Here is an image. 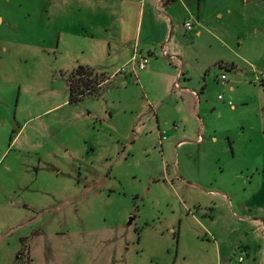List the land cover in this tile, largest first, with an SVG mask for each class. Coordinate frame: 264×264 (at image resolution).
<instances>
[{"label": "rangeland", "instance_id": "1", "mask_svg": "<svg viewBox=\"0 0 264 264\" xmlns=\"http://www.w3.org/2000/svg\"><path fill=\"white\" fill-rule=\"evenodd\" d=\"M67 1L0 0V264H264V0L172 1L181 61L157 44L77 102L78 65L129 61L121 14L133 47L170 29L147 0H114L112 28Z\"/></svg>", "mask_w": 264, "mask_h": 264}, {"label": "crops", "instance_id": "2", "mask_svg": "<svg viewBox=\"0 0 264 264\" xmlns=\"http://www.w3.org/2000/svg\"><path fill=\"white\" fill-rule=\"evenodd\" d=\"M68 1H70V0H68ZM118 1H121V3H123V7L125 6L127 8L132 3H136V2H139V1H142V0H118ZM143 1H145V0H143ZM147 1H148V4H146L147 5L146 12L148 14L152 13V11H154V10H155V13L157 12V13L161 14V15L158 16V18H160L158 22L161 24L162 31H165L166 32V30H167V24H169V29L170 30H169V33H168L167 37L165 38L166 40L164 39V35L163 34L160 35V37H158L156 35V30H154L153 31V37L151 39H149L147 41H142V44L140 46H138V47L135 46V45L133 47V44L131 45L130 42H132V40L134 38L132 39V38H129L128 37V27H127V19H128V17H127V14L126 15L125 14H121L120 21H119V24H118V29H117L120 32V34L118 36V42L121 44V46H119V47L125 48V50L127 52L131 51L130 52L131 55L128 57L129 60L131 59V57L133 56V54L135 52L137 54L144 55L143 52L145 51V53L147 52L146 53L147 55H145V56H148L149 61H150V59L152 57H155L154 60H157L158 55L157 56L155 55V53L157 51H155L156 49L154 47H156V45L159 44V47H160L159 48L160 49L159 50V53L163 57L168 58V60L170 61V63H173V64H175L174 63L175 61H177V62L179 61L180 62L181 60H180V58L178 56H175L173 54L172 55L169 54L168 51H167V49H166L168 47V45L170 44V41H172L171 40L172 39L171 36H172L173 25H174L173 16L170 15V12H169L168 9H169V6H170V4H171L172 1L174 3H176L177 1L176 0H147ZM72 2H75V3H73V6L75 8H78V5L80 7V4L83 2V0H72ZM113 2H114V0H91V5L93 6L91 8V10L94 12V14H93L94 21L97 24H99L100 26H103L105 28H107V27L112 28V26H114V22L115 21H114L112 12H111L112 9H113ZM68 4H69V2H68ZM162 5H167L166 6V10L167 11L166 12H163V11L161 12L160 11V8L163 7ZM194 6L197 7V9L199 10V12H197L195 14H193V13H191V14H193V17L195 18V21L197 22L196 24L199 25L200 24L199 23L200 20H202V16H201V14H202V7L199 6L198 2H197V4L195 3ZM82 8H86V7H84V5H83ZM189 10H194V7L193 8H190ZM163 13L165 14V16H167L170 19L169 21H168V19H166V17H164ZM143 15H144V13L142 12L141 16L139 17V27H141V25H142ZM122 18L124 19V21H126L125 23L122 22ZM192 29H193V27H192ZM192 29H190V30H192ZM190 30H186V31H190ZM193 30H194V32L192 34V37H194V38L199 37L200 34H201L200 29L199 28H196L194 26V29ZM123 35L125 36L124 38H123ZM173 39L174 40L175 39H179L178 38V35L176 34ZM167 40H168V42L165 43ZM139 47H141V48L139 49ZM143 47H144V49H143ZM174 51H175V49H173V50L171 49V52H174ZM156 62L157 61L152 62V63L148 62L150 64L148 66L146 65L147 67H145L143 70L152 71L153 68H154L153 65ZM176 73H177V76L180 75V76H183V78H184V73H182V71H177ZM101 74H104V73H101ZM104 75H107V74H104ZM134 76L136 78V71L134 72ZM226 79H227V77H226ZM107 83L108 82L103 83L100 87H102L103 85H105ZM174 83H173V87H175L174 86ZM178 87H179V85H178ZM178 87H175V88H178ZM193 92H195V91H193ZM196 95L199 97V93H197ZM0 104H1V102H0ZM151 105H152L151 108L153 110L151 112H153V115H155V123H156L155 125H156L157 130H159V128H160V125H159V115H158V113L155 112L156 107H155L154 103L151 104ZM3 123L6 124L5 122H3ZM173 125L174 124H172V126ZM262 185L264 187V182H262Z\"/></svg>", "mask_w": 264, "mask_h": 264}, {"label": "trees", "instance_id": "3", "mask_svg": "<svg viewBox=\"0 0 264 264\" xmlns=\"http://www.w3.org/2000/svg\"><path fill=\"white\" fill-rule=\"evenodd\" d=\"M218 67H224L225 70H233V64L222 65L217 63ZM98 73H94L89 67L78 65L68 76L69 102H77L83 99L85 95H95L98 93L97 79ZM260 84L264 87V77Z\"/></svg>", "mask_w": 264, "mask_h": 264}, {"label": "built area", "instance_id": "4", "mask_svg": "<svg viewBox=\"0 0 264 264\" xmlns=\"http://www.w3.org/2000/svg\"><path fill=\"white\" fill-rule=\"evenodd\" d=\"M183 25L186 30L192 29V25L190 24L189 21L184 22ZM148 62H149L148 56L140 55L135 52L133 56L131 57V59L125 65L117 69L112 75L107 76L103 80L99 81L97 84V87L101 86L103 83L107 82L111 77L116 76L118 74H124L126 72H129L131 76H134V72L137 70H143L148 64ZM225 80H226V75L221 73L219 77V81L222 83V82H225ZM174 86L178 87V83L175 82ZM172 127L176 129L177 125L174 124ZM243 261H244L243 256H238L236 260V264H242Z\"/></svg>", "mask_w": 264, "mask_h": 264}, {"label": "water", "instance_id": "5", "mask_svg": "<svg viewBox=\"0 0 264 264\" xmlns=\"http://www.w3.org/2000/svg\"><path fill=\"white\" fill-rule=\"evenodd\" d=\"M94 73H96V71L94 70Z\"/></svg>", "mask_w": 264, "mask_h": 264}]
</instances>
